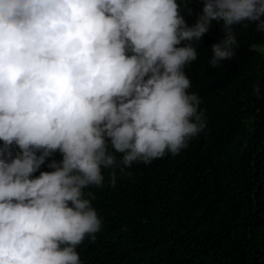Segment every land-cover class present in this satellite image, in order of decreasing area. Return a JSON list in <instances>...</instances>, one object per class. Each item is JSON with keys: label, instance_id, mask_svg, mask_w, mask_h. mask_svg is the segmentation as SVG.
Here are the masks:
<instances>
[{"label": "clouds", "instance_id": "clouds-1", "mask_svg": "<svg viewBox=\"0 0 264 264\" xmlns=\"http://www.w3.org/2000/svg\"><path fill=\"white\" fill-rule=\"evenodd\" d=\"M182 11L185 0H0V264H82L76 246L101 225L82 190L101 168L175 154L204 128L186 91L194 42L222 21L207 63L232 58L235 25L264 33V0H204L191 25Z\"/></svg>", "mask_w": 264, "mask_h": 264}, {"label": "trees", "instance_id": "trees-1", "mask_svg": "<svg viewBox=\"0 0 264 264\" xmlns=\"http://www.w3.org/2000/svg\"><path fill=\"white\" fill-rule=\"evenodd\" d=\"M203 2L185 0L192 9L182 11L187 24ZM255 24L235 25L236 53L216 67L207 61L225 35L222 21L213 20L194 42L198 56L184 68L186 91L201 98L203 129L175 154L123 171L102 167L101 184L82 190L101 221L95 239L86 235L76 246L82 264H264V54L249 47L264 43V33ZM115 155L119 161L122 154ZM61 158L52 153L31 175Z\"/></svg>", "mask_w": 264, "mask_h": 264}, {"label": "rangeland", "instance_id": "rangeland-1", "mask_svg": "<svg viewBox=\"0 0 264 264\" xmlns=\"http://www.w3.org/2000/svg\"><path fill=\"white\" fill-rule=\"evenodd\" d=\"M264 54V53H263Z\"/></svg>", "mask_w": 264, "mask_h": 264}]
</instances>
